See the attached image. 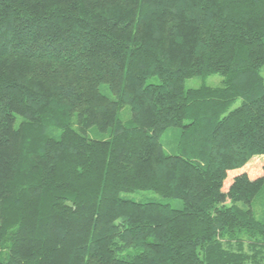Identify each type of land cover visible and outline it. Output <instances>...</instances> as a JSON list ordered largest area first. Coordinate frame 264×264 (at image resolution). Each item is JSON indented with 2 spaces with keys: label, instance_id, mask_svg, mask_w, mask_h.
<instances>
[{
  "label": "trees",
  "instance_id": "1",
  "mask_svg": "<svg viewBox=\"0 0 264 264\" xmlns=\"http://www.w3.org/2000/svg\"><path fill=\"white\" fill-rule=\"evenodd\" d=\"M263 66L264 0H0V264H264Z\"/></svg>",
  "mask_w": 264,
  "mask_h": 264
},
{
  "label": "rangeland",
  "instance_id": "2",
  "mask_svg": "<svg viewBox=\"0 0 264 264\" xmlns=\"http://www.w3.org/2000/svg\"><path fill=\"white\" fill-rule=\"evenodd\" d=\"M260 74L264 78V66L260 70ZM222 77L218 75H212L208 77H194L191 79H188L184 83L185 90L188 89H197L203 86L207 87H217L221 84ZM101 92L105 95L110 97V93L106 89V87H101ZM241 101L237 100L230 108V110H233L237 108L240 105ZM130 117V113L127 109H123L120 114V119L122 122L128 121ZM86 136L91 140H97V141H105L108 140V134H102L99 133L96 130H89L86 134ZM177 132L173 130L166 131L161 139L160 142L163 146V150L167 154H176L177 152ZM246 170L250 171V174L252 176H261L264 175V156H257L252 158L249 163L245 167ZM123 197L133 200L136 202H143V201H167L162 199L160 196L151 193V192H136V193H128L123 194ZM167 203H169L173 208H180L181 202L178 200H168ZM253 211L257 218L264 217V193L260 197H258L255 202L253 203Z\"/></svg>",
  "mask_w": 264,
  "mask_h": 264
}]
</instances>
